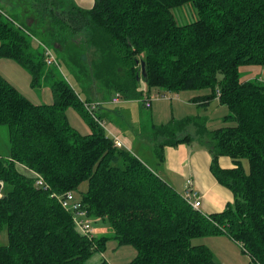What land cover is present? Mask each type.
Instances as JSON below:
<instances>
[{
  "label": "trees",
  "instance_id": "trees-1",
  "mask_svg": "<svg viewBox=\"0 0 264 264\" xmlns=\"http://www.w3.org/2000/svg\"><path fill=\"white\" fill-rule=\"evenodd\" d=\"M188 4L197 16L181 22L176 10ZM24 9L0 12V59L18 61L33 87H50L53 101L33 102L0 73V126L10 145L0 154V228L8 237L0 264H110L91 261L109 236L78 231L76 211L59 200L84 182L80 209L94 228L107 221L112 238L136 248L127 264H219L207 244L195 243L214 235L238 244L249 264H264V81L243 72L264 68V0H95L92 7L34 0ZM208 88L194 100L218 98L229 110L226 125L172 117L139 134L156 142L161 163L165 146L197 141L210 152L212 173L234 195L212 213L194 208L128 146L117 147L101 125L111 122L109 111L125 117L114 108L121 102L149 108L155 91ZM70 108L86 119L87 134L70 124ZM222 156L232 167L220 165Z\"/></svg>",
  "mask_w": 264,
  "mask_h": 264
},
{
  "label": "rangeland",
  "instance_id": "rangeland-1",
  "mask_svg": "<svg viewBox=\"0 0 264 264\" xmlns=\"http://www.w3.org/2000/svg\"><path fill=\"white\" fill-rule=\"evenodd\" d=\"M33 1L34 0H0V12L3 11L7 14L14 15L17 14V12H21V10H23V7H25V11H28L33 6ZM192 12L193 10L191 9L190 4L185 5L184 7L176 10V13L179 16L181 22H187L188 20H192L188 18H193L197 16L196 12H193V14ZM255 70L257 73L254 75L255 77L253 78H259L260 80L264 81V68H262L261 66H256ZM64 72L66 73V78L69 81H72L73 78L68 74L65 68ZM243 72L245 75L246 71L244 70ZM0 73L3 74L10 82H12L24 95L30 98L33 102L37 104H48L53 101L50 87H33L31 85V75L20 65L18 61L9 58L0 59ZM188 92L206 95L211 92V89L208 88L194 91H182L176 93L158 90L152 93V105L153 108L156 109L154 111V116L157 121H160V123L157 124L168 122L170 118H172V116L177 118H183L186 116L200 115V118L204 117V119L207 121L208 128L210 129H217L221 126L226 125L223 121V117L224 115L229 113L227 106L221 105L220 102H217V108L214 106V104H212L210 107H208V109H206L202 106H198V104H188V99L184 97V93ZM156 93H158L159 95H156ZM83 97L85 98V96ZM171 97H173L174 99ZM215 101H218V99L215 98ZM114 108L116 110L122 111L128 117L130 125L131 127H133V129L130 128L129 132L136 133L137 131H139V133L142 134L148 133V129H144L142 127L140 128L139 125L140 122L142 124H144L145 122L148 123L149 115V119L150 121H152V108L145 107L140 101L135 100L130 102H121L119 105H115ZM67 113L69 122L74 128L78 129L83 134H87L89 132L88 123L86 119L79 114V112H77L74 108H70ZM122 120V118L117 119L119 124H121ZM105 123L106 126L110 128L109 121L106 120ZM106 132L109 136L111 135L109 130H106ZM135 145L141 147L139 153L134 151ZM146 147L147 145L144 142H140V144L132 145L131 149L135 154H137V156H139L143 160H146L148 164L152 165L154 159L156 158V155L153 152V155L150 159L148 157L150 153L146 151ZM9 149L10 145L8 141L7 129L4 126H0V154L2 156H6L9 152ZM244 167L246 171H249L248 160L244 161ZM87 187L88 182H84L80 185L78 190L73 191L72 197L69 198L70 204L81 201L82 194L86 192ZM106 222L104 223L101 220L95 222L94 224L95 235H97L98 237L109 236V239L106 241L104 250L101 253L93 255L91 261L98 262L102 258L110 264H127L131 262L137 255L136 248L131 244L120 245L117 240L110 236L111 228L109 226V223ZM7 242V231L4 227L0 228V245L7 244ZM195 243L207 244V246L212 249L215 258L219 264H249L250 262L249 255L245 253L242 248L233 240H231L227 235L208 236L199 240H195Z\"/></svg>",
  "mask_w": 264,
  "mask_h": 264
},
{
  "label": "crops",
  "instance_id": "crops-1",
  "mask_svg": "<svg viewBox=\"0 0 264 264\" xmlns=\"http://www.w3.org/2000/svg\"><path fill=\"white\" fill-rule=\"evenodd\" d=\"M74 1L78 5L83 7H92L95 2V0H74ZM255 68L256 66L247 67L245 69L246 73L250 74L249 77H253L257 73ZM171 93H176V92H171ZM201 95L204 94H197L194 92L184 93V97L188 99L187 100L188 104L191 105L198 104V106H202L206 109H208V107H210L212 104H214L216 108L218 107V103H217L219 102L218 98H217L218 101L213 100L211 103L206 105L194 100ZM149 108H152L151 110L152 121H150L149 119L150 115H149L148 116L149 124L147 122H145L144 124L140 122L139 125L140 128L142 127L148 130L152 123H160V121H157L154 116V111L156 109L153 108V105H151ZM118 112L122 113L125 116L122 117V119L128 118L122 111L118 110ZM106 114L109 117H111V122H109V124L111 125L110 129L118 136H120L121 139L126 143V145L130 149L132 145L140 144V142H144L147 145L146 151L150 153L148 157L151 159V156L153 155L152 153L154 149V144H156V142L143 139L142 138L143 136L139 134V131H137L136 133L129 132L131 127L130 123L122 125L119 124V122L117 121V119L121 118L120 114L110 111L107 112ZM161 122H165V121H161ZM131 128L133 129V127ZM190 130L196 133V128L194 126H192ZM134 149H135L134 151L139 153L141 147L135 145ZM163 151H164V161L161 163L158 161L157 157L156 158L154 157L155 159L152 164L154 166L150 164L149 165L152 166L160 174V176H162L165 180L171 183L180 193H183L185 191L187 182L191 181L193 183L194 188H196L202 195L201 198L202 205L200 208L203 212L212 213L216 211H221L227 206L229 202H232L234 200L233 192L229 188L220 184L216 179V177L214 176V174L212 173L210 168L212 156L210 152L205 147L201 146L199 142L196 141L191 144L181 143L178 146H165ZM219 162L223 168L232 167V160L227 156H222L219 159Z\"/></svg>",
  "mask_w": 264,
  "mask_h": 264
},
{
  "label": "built area",
  "instance_id": "built-area-1",
  "mask_svg": "<svg viewBox=\"0 0 264 264\" xmlns=\"http://www.w3.org/2000/svg\"><path fill=\"white\" fill-rule=\"evenodd\" d=\"M47 52V60L49 63H53L56 62L57 59L54 56L53 52L50 51L49 49L46 50ZM149 105V103H148ZM94 116V114H93ZM95 117V116H94ZM97 119V117H96ZM101 125L103 127H107L105 122H101ZM107 130H109L112 138L114 139V143L117 147H126L127 145L125 144V142L121 139L120 136H118L116 133H114L109 127L106 128ZM36 185L38 187H46V183L45 181H43L42 179H37L36 180ZM3 188H4V181L2 179H0V198L3 197ZM56 194H53V196H55ZM73 193H68V196L64 199H60L62 206L67 209V210H72V211H76V216L74 218V222H75V226L77 228L78 231H80L83 234H93V232H95V228L93 226V220L87 217V213L85 210H82L80 208H82L81 203L75 202L73 204H70L69 202V198L72 197ZM184 196L186 198V200L188 201V203H190L194 208L199 209L201 207L202 201V195L201 193L194 188L193 183L191 181L187 182V185L185 187V191H184Z\"/></svg>",
  "mask_w": 264,
  "mask_h": 264
},
{
  "label": "water",
  "instance_id": "water-1",
  "mask_svg": "<svg viewBox=\"0 0 264 264\" xmlns=\"http://www.w3.org/2000/svg\"><path fill=\"white\" fill-rule=\"evenodd\" d=\"M146 67H145V63H143V75L146 76Z\"/></svg>",
  "mask_w": 264,
  "mask_h": 264
}]
</instances>
